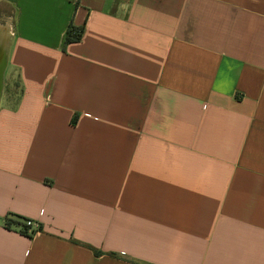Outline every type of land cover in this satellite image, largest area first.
Wrapping results in <instances>:
<instances>
[{
    "label": "crops",
    "instance_id": "1",
    "mask_svg": "<svg viewBox=\"0 0 264 264\" xmlns=\"http://www.w3.org/2000/svg\"><path fill=\"white\" fill-rule=\"evenodd\" d=\"M0 23V264H264V0H0Z\"/></svg>",
    "mask_w": 264,
    "mask_h": 264
},
{
    "label": "trees",
    "instance_id": "2",
    "mask_svg": "<svg viewBox=\"0 0 264 264\" xmlns=\"http://www.w3.org/2000/svg\"><path fill=\"white\" fill-rule=\"evenodd\" d=\"M74 31H77L78 34L77 35H72ZM83 31V27L80 28H75L72 25H70L66 31L64 40H63V46L65 47L67 44L72 43V42H77L82 34ZM25 218H22L20 216L17 215H8L6 216L5 220H4V227L6 229H12L17 231L18 233L25 235L24 231L22 230H18V226H23V224L21 223V221H25ZM137 264H146V263H137Z\"/></svg>",
    "mask_w": 264,
    "mask_h": 264
},
{
    "label": "built area",
    "instance_id": "3",
    "mask_svg": "<svg viewBox=\"0 0 264 264\" xmlns=\"http://www.w3.org/2000/svg\"><path fill=\"white\" fill-rule=\"evenodd\" d=\"M78 32L74 31L72 35H77ZM23 226H18V230L24 231V236L32 239L40 232V225L33 220H25L21 222Z\"/></svg>",
    "mask_w": 264,
    "mask_h": 264
},
{
    "label": "rangeland",
    "instance_id": "4",
    "mask_svg": "<svg viewBox=\"0 0 264 264\" xmlns=\"http://www.w3.org/2000/svg\"><path fill=\"white\" fill-rule=\"evenodd\" d=\"M3 24L2 23H0V26H2ZM4 26V25H3ZM2 30V31H1ZM0 32H1V34H5V33H7L8 32V30H3L2 28L0 29ZM7 36V35H6ZM6 82H8V80H7V72H6V76H5V88H6V86H7V84H6ZM5 90V89H4ZM22 222V221H21Z\"/></svg>",
    "mask_w": 264,
    "mask_h": 264
},
{
    "label": "water",
    "instance_id": "5",
    "mask_svg": "<svg viewBox=\"0 0 264 264\" xmlns=\"http://www.w3.org/2000/svg\"><path fill=\"white\" fill-rule=\"evenodd\" d=\"M3 69V68H2ZM1 72H2V70H1Z\"/></svg>",
    "mask_w": 264,
    "mask_h": 264
}]
</instances>
